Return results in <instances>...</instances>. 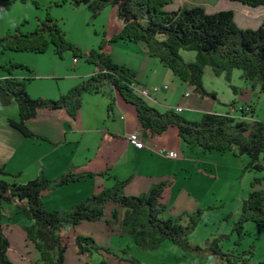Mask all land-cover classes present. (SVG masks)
<instances>
[{
  "label": "trees",
  "instance_id": "16d2710c",
  "mask_svg": "<svg viewBox=\"0 0 264 264\" xmlns=\"http://www.w3.org/2000/svg\"><path fill=\"white\" fill-rule=\"evenodd\" d=\"M229 1L250 8L264 7V0ZM62 2L72 7L84 6L92 17L110 6L115 11V19L120 28L107 40L104 38L98 50L92 49L83 54L86 61L95 67V72L57 100L31 98L26 92L30 79H19L10 73L11 70L24 66L5 67L8 76L0 79V107L12 104L17 106V121L8 122L11 128L23 137L44 140L27 129L28 121L45 111L54 112L57 116L64 112L75 119L83 94H100L108 87L109 96L111 92H115L123 102L133 106L140 130L150 138L163 134L168 128H175L177 137L186 147L198 148L204 153L230 152L235 157L245 155L249 162L244 170L264 172L261 164L264 159V122H246L243 119L246 114L244 109L242 119L239 120L229 114L203 113L199 122H189L172 110L159 112L133 93V86L137 85L136 72L115 64L111 55L104 50V45L118 41L142 44L147 55L158 60L199 98L209 96L201 83L207 67L212 69L214 75L224 73L225 76L238 69L245 81L257 84L260 92L264 93V16L256 29H242L236 25L231 10L210 14L200 6L167 10L166 7L172 4V0ZM1 45L4 51L43 53L52 46L53 52L59 57L67 50L82 55L80 50L66 42L63 33L49 15L31 33H20L15 27L13 32L1 39ZM180 50L193 52V61L182 60L178 54ZM0 177L12 176L0 169ZM80 178L81 176L67 173L57 180L50 181L41 177L23 184L0 179V264H12L7 255L14 248L4 234L1 221L3 204L12 200L23 203L19 210L27 223L21 227L43 264H63L64 253L70 245L68 229H74L82 222L99 221L103 216L104 206L109 202L117 203L125 209L123 226L136 246L153 250L161 242L169 241L184 250L191 249L187 237L199 221L201 211L197 210L187 216L185 225L180 220L162 219L160 216L165 204L161 203V198L168 182L155 185L146 194L126 196L123 188L129 180L114 179L111 187L101 189L66 211H47L43 208L40 197L44 190L58 188ZM259 183L258 179L252 181L250 191L242 201L239 217L234 225L239 237L246 222L264 227V192L256 188ZM139 215H146L147 229H138ZM112 217L117 219L116 211L112 213ZM73 245L78 257L87 256L96 248L92 238L78 234L73 236ZM211 245L214 254H221L216 241ZM246 253L252 255V251ZM221 255L230 264H247V260L240 259V256L230 261L229 255Z\"/></svg>",
  "mask_w": 264,
  "mask_h": 264
},
{
  "label": "rangeland",
  "instance_id": "374dc122",
  "mask_svg": "<svg viewBox=\"0 0 264 264\" xmlns=\"http://www.w3.org/2000/svg\"><path fill=\"white\" fill-rule=\"evenodd\" d=\"M194 1L192 3L191 0H186L189 5L184 4L185 7L198 6L195 5L198 3L208 14L231 10L236 25L242 29H256L264 16V7L250 8L229 0ZM179 4L180 0H172V4L166 9L175 10ZM110 10L111 7L106 6L97 16L92 17L84 6L72 7L62 0L0 1V79L8 76L5 67L24 66L17 67L10 73L19 79H30L26 92L31 98L59 99L70 88L91 75L79 77L94 73L95 67L86 61L83 54L92 49L98 50L102 40H107L115 33L118 21L110 18ZM47 15L63 33L66 42L80 50L82 55L67 50L59 57L53 52L52 46L43 53L2 49L1 39L13 32L15 27L20 33H31ZM106 49L110 50L107 52L111 54L115 64L133 69L136 79L141 82L167 85L166 103L170 104L173 111L178 97L179 105L183 107L178 115L189 122H199L202 115L197 114L198 112L193 114V106L188 110L184 92L191 96L194 103L205 106L210 112L229 114L239 120L242 119L244 109L246 114L243 119L246 122H264V93L260 92L257 84L245 81L238 69L225 76L224 73L214 75L211 68H205L201 83L209 96L199 99L191 89H187L175 78L171 71L147 55L142 44L118 41L104 45V50ZM178 54L185 62L189 61L190 57L194 59L193 52L180 50ZM132 90L136 96L141 97L137 85H134ZM97 95L93 98L107 101L109 104L112 102L107 88ZM143 100L152 98L144 97ZM195 106L193 109H197L198 106ZM96 108L102 114L105 111L103 105L100 108L97 105ZM10 109L17 111V106L13 104L0 108L3 111ZM87 146L84 139L79 147V155ZM185 150L191 159L186 168L188 174L182 169L181 174H174L168 181L169 192L163 195L162 203L165 204V209L160 217L180 220L181 224L185 225L187 216L197 210L201 211L199 221L187 237L191 249L184 250L169 241L161 242L153 250L136 246L123 226L125 209L117 203L109 202L104 206L103 216L99 221L82 222L74 228V231L80 232H77L78 235L92 238L96 248L89 255L78 257L73 245L75 233L71 231L68 233L70 245L64 253L63 264H230L221 254L229 255L230 261L240 256V259L247 260V264H264V227L246 222L240 237L234 229L242 201L246 199L254 179L260 181L256 188L264 192V172L243 170L249 162L245 155L234 157L230 152H207L205 162H202L190 152L198 151V148L187 147ZM261 164L264 166V159ZM138 191L137 189L136 193L130 194L128 189L126 196L139 195ZM114 211L117 212L116 220L112 217ZM137 224L138 229H147L146 215H139ZM213 241H216L221 254L212 252ZM248 251H252V255L246 253ZM28 259L24 264H43L40 260H35L34 254Z\"/></svg>",
  "mask_w": 264,
  "mask_h": 264
},
{
  "label": "crops",
  "instance_id": "0c3cea01",
  "mask_svg": "<svg viewBox=\"0 0 264 264\" xmlns=\"http://www.w3.org/2000/svg\"><path fill=\"white\" fill-rule=\"evenodd\" d=\"M191 2L195 1L191 0ZM184 4L189 5L186 0H180L176 9L185 7ZM195 5L200 6L198 3ZM110 11V18L115 20L114 9L111 8ZM119 28L120 24L117 23L115 31ZM106 51L110 50L106 49ZM192 61L190 57L186 62ZM92 74L88 73L79 78ZM136 81L138 88L151 89L154 86L164 85H157V82L143 83L140 79ZM185 87L187 88L186 85ZM107 90L109 91L108 87ZM185 94L186 92L184 98L187 99L185 104L188 110L192 106L193 108L195 105L198 106L197 109H191L193 114L215 113L208 111L203 105L194 103L191 96ZM167 95L168 92L159 91L152 94V100L143 101L159 112H165L172 108L166 103ZM96 96L98 95H82L81 107L75 119H71L64 112L57 116L54 112L45 111L28 121L27 129L44 140L23 137L8 125L9 121H17V111L0 110V169L12 176L0 177V179L23 184L41 177L53 181L67 173L81 176L80 179L67 185L48 188L41 193L40 200L45 210L66 211L101 189L111 187L114 179L129 180L123 188L124 195L128 189L130 194L136 193L138 189L139 195L135 196H140L146 194L155 185L168 182L174 174H181L182 169L188 174L186 168L191 159L186 155L187 147L177 137L175 128H168L163 134L150 138L140 130L133 106L123 102L115 92H111L110 104L104 100L94 99L93 97ZM175 103V107H181L178 97ZM97 105L98 108L102 105L105 107V114L96 108ZM181 108L183 110V107ZM134 130L140 131L143 136L145 147L141 150L135 149L124 139L125 133ZM84 139L88 146L79 155V147ZM158 150L174 151L178 157L173 159L159 155ZM198 151L190 152L196 155L198 161L205 162L206 153ZM167 192H169L168 186L162 192V198ZM21 205L23 203L16 200L3 204L1 221L4 234L14 248V251L7 255L12 264H24L32 254L35 260H39L38 252L33 244L27 241L21 227L27 223L19 210ZM71 231L80 234L78 230L77 233L71 228L67 233Z\"/></svg>",
  "mask_w": 264,
  "mask_h": 264
},
{
  "label": "built area",
  "instance_id": "2783aa9c",
  "mask_svg": "<svg viewBox=\"0 0 264 264\" xmlns=\"http://www.w3.org/2000/svg\"><path fill=\"white\" fill-rule=\"evenodd\" d=\"M167 89H168L167 85H162V86H154L151 89L138 88V91L141 97L151 98L152 94H156L159 91H166ZM185 95L188 96L187 93ZM181 111H182L181 107L174 108V112L176 113H179ZM124 139L129 145L133 146L137 150H141L145 147L143 136L138 130L125 133ZM157 153L159 155L173 159L178 157V154L174 151L165 152L164 150H158Z\"/></svg>",
  "mask_w": 264,
  "mask_h": 264
},
{
  "label": "clouds",
  "instance_id": "9594fccd",
  "mask_svg": "<svg viewBox=\"0 0 264 264\" xmlns=\"http://www.w3.org/2000/svg\"><path fill=\"white\" fill-rule=\"evenodd\" d=\"M188 94V93H187ZM186 96V95H185ZM143 99V98H142ZM176 108V107H175ZM174 111V110H173ZM176 113V112H175ZM180 113V112H179ZM178 114V113H177Z\"/></svg>",
  "mask_w": 264,
  "mask_h": 264
}]
</instances>
